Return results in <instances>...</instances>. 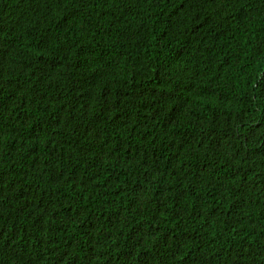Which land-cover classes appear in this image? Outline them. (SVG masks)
Segmentation results:
<instances>
[{
    "label": "trees",
    "instance_id": "trees-1",
    "mask_svg": "<svg viewBox=\"0 0 264 264\" xmlns=\"http://www.w3.org/2000/svg\"><path fill=\"white\" fill-rule=\"evenodd\" d=\"M239 262L264 264V0H0V264Z\"/></svg>",
    "mask_w": 264,
    "mask_h": 264
},
{
    "label": "bare ground",
    "instance_id": "bare-ground-1",
    "mask_svg": "<svg viewBox=\"0 0 264 264\" xmlns=\"http://www.w3.org/2000/svg\"><path fill=\"white\" fill-rule=\"evenodd\" d=\"M231 251V250H230ZM234 251V250H233ZM235 252V251H234ZM234 252H233V254H234ZM231 253V252H230ZM232 254V257H234V255ZM228 256H229V254H228ZM228 258V259H227ZM226 259L227 260H229V257H227ZM231 261V260H230ZM236 262H237V260H235ZM231 263V262H230ZM228 264V263H227ZM239 264H240V262H239Z\"/></svg>",
    "mask_w": 264,
    "mask_h": 264
}]
</instances>
